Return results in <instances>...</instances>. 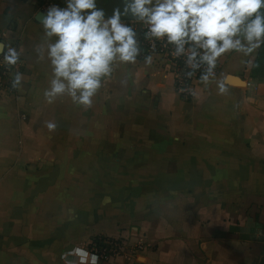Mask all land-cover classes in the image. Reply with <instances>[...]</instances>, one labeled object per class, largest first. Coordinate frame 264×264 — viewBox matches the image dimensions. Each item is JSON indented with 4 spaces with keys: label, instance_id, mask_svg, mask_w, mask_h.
Listing matches in <instances>:
<instances>
[{
    "label": "crops",
    "instance_id": "crops-1",
    "mask_svg": "<svg viewBox=\"0 0 264 264\" xmlns=\"http://www.w3.org/2000/svg\"><path fill=\"white\" fill-rule=\"evenodd\" d=\"M39 13L35 0H0V44L18 46L24 76L0 92V264H66L98 235L142 244L99 264H258L264 46L220 59L225 94L195 81L185 101L162 63L141 58L84 111L43 102Z\"/></svg>",
    "mask_w": 264,
    "mask_h": 264
},
{
    "label": "clouds",
    "instance_id": "clouds-1",
    "mask_svg": "<svg viewBox=\"0 0 264 264\" xmlns=\"http://www.w3.org/2000/svg\"><path fill=\"white\" fill-rule=\"evenodd\" d=\"M42 36L33 46L38 62L46 65L43 102H67L87 111L94 106L104 83L118 69L136 65L142 56L140 33L152 53L143 55L150 68L157 57V44L183 59L187 78L198 76L205 87L215 84L218 94L228 88L218 78V62L227 54L248 57L264 46V0H119L108 14L97 0H63L37 14ZM22 52L0 44V66L15 69L11 87H23V73L16 67ZM127 80H122L126 83ZM49 133L57 124L45 121ZM66 264H99V256L85 247H75ZM66 258V257H65Z\"/></svg>",
    "mask_w": 264,
    "mask_h": 264
},
{
    "label": "built area",
    "instance_id": "built-area-1",
    "mask_svg": "<svg viewBox=\"0 0 264 264\" xmlns=\"http://www.w3.org/2000/svg\"><path fill=\"white\" fill-rule=\"evenodd\" d=\"M50 4L63 5V0H35V6L39 12H43ZM129 22L132 23V26L140 33L141 46L143 49L142 57L143 55L152 53L150 43L141 35V32L143 33L142 26L132 21ZM11 46L18 48L16 44H12ZM156 48L157 51L154 55L157 59H155V61L157 63H162L163 66H165L168 71L172 73L174 77V87L180 97L185 101L190 100L193 94L192 84L195 81H199L198 76H194L192 78L185 77L184 73L187 69L184 66L183 59L173 58L169 53V49L162 47L160 44H157ZM0 59H2V57H0ZM16 67L22 72V59L21 63ZM14 70L15 69H7L0 66V92H15V89L11 87L10 75V73ZM130 246L131 245H128L121 239L98 235L91 238L84 247L87 248L89 252L97 254L99 256V263H103L110 259L124 256L128 253H134L142 248V244L133 247Z\"/></svg>",
    "mask_w": 264,
    "mask_h": 264
},
{
    "label": "water",
    "instance_id": "water-1",
    "mask_svg": "<svg viewBox=\"0 0 264 264\" xmlns=\"http://www.w3.org/2000/svg\"><path fill=\"white\" fill-rule=\"evenodd\" d=\"M119 6V0H108L105 5L101 8H104L108 14H111L112 9ZM230 81H237V83L243 84V81H239L237 77L228 76Z\"/></svg>",
    "mask_w": 264,
    "mask_h": 264
},
{
    "label": "rangeland",
    "instance_id": "rangeland-1",
    "mask_svg": "<svg viewBox=\"0 0 264 264\" xmlns=\"http://www.w3.org/2000/svg\"><path fill=\"white\" fill-rule=\"evenodd\" d=\"M115 238L121 239V240L125 241V242L128 244L127 240H125L124 238H122V237H120V236H119V237H115ZM128 245H130V244H128ZM121 257H122V256H121ZM262 257H264V250H263V254L261 255V258H262ZM118 258H119V257H118ZM261 258H260V259H261ZM259 261H260V260H259Z\"/></svg>",
    "mask_w": 264,
    "mask_h": 264
},
{
    "label": "trees",
    "instance_id": "trees-1",
    "mask_svg": "<svg viewBox=\"0 0 264 264\" xmlns=\"http://www.w3.org/2000/svg\"><path fill=\"white\" fill-rule=\"evenodd\" d=\"M141 35L143 36V33L141 32ZM141 58L143 59V57L141 56ZM140 58V59H141ZM258 264H264V257H262L261 259H260V261H259V263Z\"/></svg>",
    "mask_w": 264,
    "mask_h": 264
}]
</instances>
